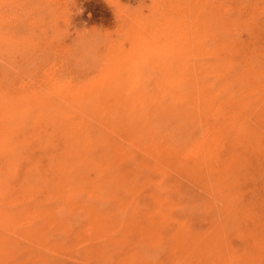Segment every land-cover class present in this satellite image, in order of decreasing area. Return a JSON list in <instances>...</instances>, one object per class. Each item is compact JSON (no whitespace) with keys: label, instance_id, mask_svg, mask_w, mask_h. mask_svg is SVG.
Instances as JSON below:
<instances>
[{"label":"bare ground","instance_id":"bare-ground-1","mask_svg":"<svg viewBox=\"0 0 264 264\" xmlns=\"http://www.w3.org/2000/svg\"><path fill=\"white\" fill-rule=\"evenodd\" d=\"M217 5V11L208 8L204 16L197 1L191 3L189 11L182 5L180 12L178 7L164 15L160 27L150 23L129 35L132 50L118 47L100 75L86 80L88 89L52 80L57 101L50 91L30 90L17 96L0 92L1 226L9 224L13 234L23 227L22 235L44 245L56 243L50 241L51 226L68 234L73 223L84 217L88 222L82 231L99 240L94 250H225L222 233L240 228L254 217L242 202L236 181L246 162L244 152L261 147L264 64L262 59H247L243 68L237 69L235 61L224 54L234 47L235 30L251 23L255 8L250 7L253 13L245 20L240 9L236 10L238 16L229 17L234 10L226 0ZM212 33L219 41L220 57L215 69L206 71L197 65L194 53L202 38ZM144 51L169 59L158 63L169 71L163 80L166 84L159 82L153 91L141 88L143 77L135 69L134 62ZM135 52L139 55L136 58ZM256 94L260 95L259 103L253 104L251 96ZM251 113L256 115L255 122L247 119ZM111 133L122 135L129 147L123 150L112 142ZM56 136L62 139V150L48 157L47 167L39 168L40 161L32 157L29 148L35 143L46 147ZM132 148L142 149L156 167L162 163L174 166L210 194L213 201L204 205L216 209L218 219L202 242L195 236L188 247L184 224L172 214V203L161 195L160 186L151 193L153 209L119 195L138 185L139 177L119 169L121 156L134 160ZM86 169L96 171V178H90ZM19 171L23 177L15 183ZM85 192L101 202L81 203ZM111 196L116 198L113 211L104 208L108 200L104 198ZM78 209L85 213L80 219L74 214ZM173 222L180 225L172 229ZM246 235L253 239V234ZM12 236L11 248L17 250ZM132 236L137 237L135 244L126 249ZM254 239L258 247L262 240ZM61 243L53 245L63 246Z\"/></svg>","mask_w":264,"mask_h":264},{"label":"rangeland","instance_id":"rangeland-1","mask_svg":"<svg viewBox=\"0 0 264 264\" xmlns=\"http://www.w3.org/2000/svg\"><path fill=\"white\" fill-rule=\"evenodd\" d=\"M196 1L204 16L208 8L215 10L221 0H0V92L5 91L13 96L30 90L50 91L53 94L52 80L69 84L70 87L88 89L89 82L86 80L93 81L100 75L106 61L118 47L126 52L132 50L129 35L144 30L150 23V26L160 27L164 15L170 14L171 9L177 11L179 7L180 12L183 5L188 6L189 11L191 3ZM226 3L234 10L229 12V17L238 16L236 10L240 9V17L246 20L253 13L252 6L255 12L250 24L235 30L234 47L224 54L235 61L237 69L243 68L247 59L257 62L255 59H262L264 64V0H226ZM141 55L134 53V58L139 56L134 64L143 77L141 88L144 86L153 91L159 82L166 84L163 80L169 71L158 63L168 61V56L151 51H144ZM219 57L220 45L216 36L212 33L202 38L194 53L197 65L211 71L215 69L214 64L218 63ZM142 59L145 61L141 62ZM261 81L264 84V71ZM137 89L139 87L134 92ZM261 96L264 103V93ZM52 97L58 100L56 95ZM259 97L257 94L251 96L252 103H259ZM247 117L248 121L255 122V114ZM117 134L111 133L110 140L117 142L123 150L124 146L128 148L127 141L122 135L117 137ZM261 135L260 149L255 151L250 147L244 152L246 162L241 165L242 172L236 181V190L254 217L240 228L234 227L222 233L225 250H94L99 240L94 235L84 234L82 229L88 221H84L82 216L85 213L78 209L74 214L78 215V219L82 218L80 222L73 223L70 233L65 234L61 230L55 231L54 226L50 227V241L62 242L63 246L53 245L56 244L54 241L41 245L33 237L22 235L23 227L13 234L9 224L0 225V264H264V126ZM61 140L56 136L46 147L41 146L44 143H35L29 148L34 155L32 157L40 161L39 168L47 167L48 157L62 150ZM131 151L134 160L126 155L121 156L119 169L132 177H139L138 185L134 190L120 192L119 195L128 199L132 197L141 205L146 204L153 209L155 204L151 193L160 186L163 188L160 194L172 203L169 207L172 214L179 219V223L184 224L188 247L195 236L202 242L203 235L213 228L218 219V211L204 205L213 201L207 190L172 165L162 163L160 167L154 166V160L146 156L142 149L132 148ZM223 152H227V148ZM84 172L93 179L97 176L92 169ZM22 177L23 172L19 171L14 182L18 183ZM104 199H108L104 208L113 211L116 198L111 196ZM79 201L101 202L87 192L82 194ZM179 223H171V228L174 229ZM246 234H253V239ZM11 235L17 243V250L11 248ZM255 237L262 240L258 247L253 243ZM136 238L131 237L126 249L134 246Z\"/></svg>","mask_w":264,"mask_h":264}]
</instances>
